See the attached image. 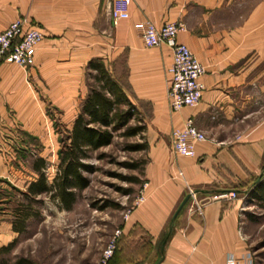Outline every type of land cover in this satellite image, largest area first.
Masks as SVG:
<instances>
[{"label": "crops", "instance_id": "0c3cea01", "mask_svg": "<svg viewBox=\"0 0 264 264\" xmlns=\"http://www.w3.org/2000/svg\"><path fill=\"white\" fill-rule=\"evenodd\" d=\"M111 3L0 0V32L18 16L43 32L30 65L0 58V264H14L19 256L31 264H94L96 257L83 256L84 250L78 259L42 255L40 241L19 240L35 215L27 216L20 231L13 210L5 207L7 186L21 189L36 180L34 169L16 154L31 150L29 135L47 129L45 104L53 103L62 118H73L72 127L93 82L91 60L103 62L145 124L148 196L123 227L125 233L138 229L134 242L151 241L143 264L160 258L158 264H225L229 255L251 264L241 212L264 165V119L252 118L257 112L251 109L264 90V0H130L129 16L117 23ZM147 20L157 27L184 23L177 38L204 69L202 95L194 106L171 110V49L144 44L141 27ZM188 117L207 137L196 142L194 155H180L172 150L171 132ZM190 188L193 195L166 238L171 216ZM229 189L235 197L219 195ZM72 208L58 206L57 212Z\"/></svg>", "mask_w": 264, "mask_h": 264}, {"label": "rangeland", "instance_id": "374dc122", "mask_svg": "<svg viewBox=\"0 0 264 264\" xmlns=\"http://www.w3.org/2000/svg\"><path fill=\"white\" fill-rule=\"evenodd\" d=\"M45 105L49 123L48 125L45 123L44 127L47 129L41 136L29 135L27 139L31 150H21L16 155L21 158L23 164L30 166L31 170L34 169L36 158H44L46 165L42 167V170L51 181L58 169V152L62 146V140L71 128L73 118L68 116L62 118L53 103L49 102ZM252 108H255L257 112L252 118L256 115L259 119H264V90L262 96L258 97V103L252 105ZM23 137L20 139L23 140ZM137 140H141L139 135L129 138L116 136L112 143L95 151L93 156L87 159L95 165V169L92 172H84L90 177V183L78 191L77 200L71 211L58 213L59 205L56 200L48 194L39 195L42 201L34 203L33 207L40 210V215L34 217L28 229L20 235L19 240L40 241L39 250L42 255L58 254L60 258L78 259L80 252L84 250L83 256L94 255L96 259L92 260V263L97 264L104 247L118 230L119 235L116 237L115 249L111 257L115 250L121 247L125 262L123 264H143L150 250L145 253L144 248V254L127 256L131 253V249L136 248V245L139 246L141 242L136 243L133 240L134 233H138V229L136 232L126 231L125 233L123 228L130 213L144 204L148 196V180L144 174L147 162L145 151L143 149L128 150L125 147L126 142H137ZM98 153H102L101 157H97ZM138 160L145 162L142 168H130L125 164V161L138 162ZM34 171L37 180L38 171L35 169ZM125 175L137 176L139 180L130 181L124 177ZM25 188L27 186L23 185L21 190ZM5 193L9 197L5 206L8 209L13 210L18 203L26 201L25 196L12 186H7ZM142 193L145 197L142 201H138ZM245 200H248L247 195ZM241 214V235L248 248L246 256L252 258L251 264H264V202L248 200ZM43 218L46 221L43 222ZM38 227L41 228L39 234L35 233ZM144 241L152 244L149 239Z\"/></svg>", "mask_w": 264, "mask_h": 264}, {"label": "trees", "instance_id": "16d2710c", "mask_svg": "<svg viewBox=\"0 0 264 264\" xmlns=\"http://www.w3.org/2000/svg\"><path fill=\"white\" fill-rule=\"evenodd\" d=\"M90 68L94 69V72L89 73L93 77V82L90 84L88 95L81 103L82 108L75 117L72 127L62 140V146L58 152V169L53 179L48 180L42 170V167L46 165L45 160L38 157L33 165L38 171L37 180L30 182L23 190L14 187L26 199L13 209L14 228L20 231L27 225L25 221L27 216L40 215V210L33 207V204L42 201L39 198L41 194H48L58 202L60 207L72 208L77 200L78 191L90 183V177L84 172H92L95 169V165L87 159L91 158L95 151L112 143L116 136L129 138L139 135L141 140L125 143L128 150L137 151L148 147L143 133L145 124L139 116L137 106L131 102L125 89L102 61L91 60ZM101 155L102 153H98L97 157ZM144 163L139 160L138 162L125 161L126 166L130 168H142ZM261 174L262 176L256 178L253 188L249 191L251 201L264 202V168ZM124 177L130 181L139 180L137 176L125 175ZM144 248L147 253L152 246L147 241L141 242L139 246L132 248L127 256H138L143 253ZM108 262L109 264L125 263L121 247L115 250ZM14 264H31V260L26 256H19Z\"/></svg>", "mask_w": 264, "mask_h": 264}, {"label": "built area", "instance_id": "2783aa9c", "mask_svg": "<svg viewBox=\"0 0 264 264\" xmlns=\"http://www.w3.org/2000/svg\"><path fill=\"white\" fill-rule=\"evenodd\" d=\"M110 15L113 22L129 15L130 0H111ZM143 42L146 46H160L166 44L171 49L173 57L170 66L172 79L168 88V101L172 111H179L184 106H194L198 103L202 95V85L200 77L204 73L202 64L191 52L188 45L178 40L177 35L184 30L182 21H168L157 27L152 21L147 20L142 23ZM43 32L39 27L28 24V19L18 16L2 32H0V58L20 65H30L33 63V56L37 44L42 40ZM206 133L199 129L192 117H188L180 127H174L171 132L170 144L172 150L177 154L194 155L197 141L206 139ZM190 194L193 190L190 188ZM220 196L235 197L236 192L232 189L220 193ZM145 195L142 193L138 201H142ZM201 211V206L197 205ZM104 247L97 264H108L111 257L116 237ZM225 264H241L239 259L232 255L228 256ZM247 264V263H243Z\"/></svg>", "mask_w": 264, "mask_h": 264}, {"label": "water", "instance_id": "95a60500", "mask_svg": "<svg viewBox=\"0 0 264 264\" xmlns=\"http://www.w3.org/2000/svg\"><path fill=\"white\" fill-rule=\"evenodd\" d=\"M190 197V193L186 194L183 198H182V201L181 203L178 205V207L176 208V210L173 212L172 216H171V219L169 221V224H168V229H167V235H166V238L169 236V234L172 232V228H173V224H174V220H175V216L176 214L179 212V210L183 207V205L186 203V200ZM161 248L163 249L164 246L163 244H161ZM161 258L157 260L156 264H158L160 262Z\"/></svg>", "mask_w": 264, "mask_h": 264}]
</instances>
